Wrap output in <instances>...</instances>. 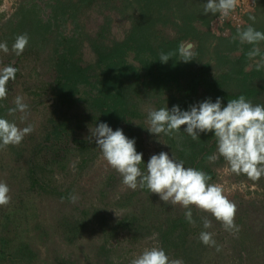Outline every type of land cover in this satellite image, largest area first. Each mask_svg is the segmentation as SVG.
I'll return each mask as SVG.
<instances>
[{"label":"rangeland","instance_id":"1","mask_svg":"<svg viewBox=\"0 0 264 264\" xmlns=\"http://www.w3.org/2000/svg\"><path fill=\"white\" fill-rule=\"evenodd\" d=\"M128 1L33 0L40 6L37 16L42 20L41 28L45 33L51 30L48 40L28 44L19 56L11 51L12 46H8L7 54L0 51V67L11 65L18 69L16 80L7 85V99L0 103L7 109L10 121L15 120L19 127L34 125V131L20 145L0 149V182L7 183L11 195V202L0 206V264H130L135 255L153 246L163 248L170 259L182 264H264V175L253 182L244 174L232 173L218 154L214 132L200 133V138L193 140L184 131L186 125L173 136L157 137L147 130L149 110L171 109L178 101L185 102L187 108L183 110L208 98L215 102L217 97L226 106L245 88L255 87V93L246 99L254 105H264V88L260 87L264 84V69L257 71L255 66L259 57L249 59L247 53L252 45L233 40L236 27L230 26L225 35L211 25L219 13L202 12L207 0H185L180 2V9L175 0L148 3L151 11L147 15L156 20L153 24L159 32L152 41L153 49L146 54L159 63L153 69L156 81L146 76L122 77L128 113L121 123L110 127L135 138L145 164L153 154L164 151L170 157L174 153L185 167L210 175L209 183L221 185L224 194L236 204L238 231L225 230L210 213L195 206L192 211L196 223L190 224L182 206L166 204L146 188L133 190L123 185L122 176L102 158L91 138V128L103 122L104 117L99 109L90 106L87 85L80 84L67 105L55 103L52 98L51 83L59 73L63 55L72 54L83 66L100 72L101 54H107L109 48L124 39L134 25L133 18L143 21L144 8ZM27 2L0 0V36H4V22L15 12L19 16L12 27L25 17L21 6ZM68 5L75 6L74 17L68 13ZM253 14L255 22L249 19ZM187 22L196 28L198 36L181 41L193 46L195 58L184 62L178 54L174 76L180 81L167 82L161 69L172 63L160 61L161 46L166 48L167 40L184 34L181 29ZM248 24L264 31V0H255L252 10L243 15L241 27ZM61 30L64 34L79 32L78 38H84L73 39L70 51L64 50L65 45H59L62 38L56 37ZM189 31L193 29L189 27ZM259 47L264 53V42ZM121 52L116 54V60L123 58V64L139 67L138 75L147 73L139 60L138 45L124 56H119ZM206 66L208 74L218 79L212 86L214 90L200 84L189 97L185 80ZM17 95L29 105L24 122H20L19 112L8 114ZM213 154L218 158L209 161L207 157ZM145 164L141 165L144 170ZM73 194L78 196L75 203L70 200ZM202 217L211 220V228H203ZM202 231L213 233L221 247L219 252L199 240Z\"/></svg>","mask_w":264,"mask_h":264},{"label":"clouds","instance_id":"2","mask_svg":"<svg viewBox=\"0 0 264 264\" xmlns=\"http://www.w3.org/2000/svg\"><path fill=\"white\" fill-rule=\"evenodd\" d=\"M239 0H207L203 4L202 12L219 13L221 20L228 18L235 11ZM249 19L256 21L255 15ZM241 44L252 45L247 56L256 60L257 71L264 69V53L259 45L264 42V31L257 30L253 24L246 27L237 25L236 35ZM29 44L27 33L18 35L12 44L11 51L17 56L21 55ZM191 44L180 43L178 53L180 60L189 62L195 58ZM0 51L9 53L6 42L0 43ZM176 55L175 52L160 54V61L166 63ZM18 69L7 65L0 67V100L7 99L9 82L16 80ZM14 107L8 109L9 115L19 112L20 122L28 119L29 105L24 97L17 95ZM147 130L159 137L161 134L173 136L181 131V126L186 125L184 131L193 140L200 138V133L214 132L217 141V151L236 175L244 174L249 180L259 181L264 175V105L253 104L251 100L240 95L230 99L226 106H222V98L217 97L213 102L211 98L198 104L190 105L189 110H181L179 105L171 109L162 107L148 111ZM34 131V125L28 124L21 128L15 120L0 117V149L9 145L18 146L26 135ZM91 138L95 140L101 150L102 158L107 164L122 176V183L130 189L146 188L151 193L158 194L160 199L172 206L180 205L185 209V219L190 224H195L192 206L196 209L210 213L217 221L221 222L225 230L238 231L235 224L237 206L225 194L219 184L209 183L211 176L202 170L185 167L183 161L170 157L167 152L161 151L153 154L145 164L143 153L136 149L135 138L127 137L122 129L113 130L108 123L101 122L91 128ZM159 142H163L158 138ZM166 143V142H163ZM217 155L208 156L209 161H215ZM146 165V170L141 165ZM58 178V177H57ZM71 202L75 203L78 196L73 194ZM11 202L10 188L5 182H0V206H7ZM117 214V212H116ZM118 216V214H117ZM204 229L212 227V222L207 217H202ZM199 240L206 246L216 247L219 252L221 247L213 238V233L202 231ZM130 264H182L180 260H172L165 250L153 246L144 249L135 255Z\"/></svg>","mask_w":264,"mask_h":264},{"label":"trees","instance_id":"3","mask_svg":"<svg viewBox=\"0 0 264 264\" xmlns=\"http://www.w3.org/2000/svg\"><path fill=\"white\" fill-rule=\"evenodd\" d=\"M155 1L161 2L162 4H166L167 1L171 0H145L144 4H142V0H133L134 3H137V7L141 6V8H144V19H142L143 21H141V18H133V21H135L134 25L126 32L124 39L119 42L117 41L116 44L109 48V52H107V54H101L99 62L103 64L99 66L101 67L100 72L96 69L89 68L88 66H83L79 63L77 58L74 59L72 54L64 56L62 53L63 58L60 64L58 65L59 73L56 76L55 81L51 83V86H53L52 98L54 99L55 103H59L60 105H67L70 102L73 93L76 92V90H79V85L83 84L87 85L85 87L88 88V90L85 92L89 96L88 99L90 101V106L94 107L96 110L99 109L101 111V114L104 117V123H108L110 126L112 124H119L123 121V119H125L128 113V100L126 98L127 94L125 95V92H123L124 88H122V77H126L129 79V77L139 78L140 76H146L147 78H152L153 81H156V79L154 78L153 69L156 68L155 66H159V63L156 62L155 64V62L151 58H149V56L147 57L146 55L148 51L153 49V42L154 40L156 41L159 34L157 28H154L155 25L153 24L156 20L150 18V15H147L149 11H151L148 7V3L152 4L155 3ZM182 1L185 0H175L179 9V4ZM126 2L129 3L128 0H126ZM29 3H31V5H29ZM21 7L25 12V17L20 20L18 25L13 26L14 28L11 25L18 18V12H15L11 18L7 19L6 22H4V36L3 34L2 36H0V43L1 41L6 42L7 45L11 47L16 37L25 33H27L29 36V44H35L38 41L43 42L45 40H48L47 36L51 30L45 33V31H43V28H41L42 20L40 16H37V14L40 13V6L38 5V3L33 2V0H28L27 4H22ZM69 8L70 9L66 8L68 9V13L71 15V17H74L75 6H69ZM66 14L67 13L64 12V15ZM195 17L201 19L200 16L195 15ZM202 20L205 21L204 18H202ZM184 25L185 27L181 29L184 34L174 40H167L165 42L167 46L166 48L161 46L162 52L164 53H176L173 58H170L168 60L172 64H170L168 68L164 66L161 69L162 73L167 78V82H170L173 79H177L175 78L176 76H174V70L175 68L177 69V65L175 66L174 60L179 54L178 47L180 43H182L181 40L189 36H193L194 38L198 36L196 35L197 32L195 27H193L188 22ZM230 26L232 25H229V28ZM189 27H191L193 31H189ZM232 27L235 28L234 26ZM59 35L62 38L59 45L64 44V50L67 48L68 51H70V44H72L73 39L81 40L84 38L83 36H81L82 38H78L79 32L76 31L64 34L61 30V32H58L56 37H59ZM137 45L139 47V52L137 53L140 55V63L146 66L145 71H147V73L143 75H138L137 72H140V69L139 67H135L134 64H129L128 62L123 64L124 59L121 57V61L120 59L116 60V54L120 50H122V54L120 53L121 55L119 54V56H124L127 50H134L135 46ZM180 68H183L184 70V64H181ZM208 69L209 67L206 66L205 69L197 71V73H195L192 78H187L185 80L188 83L185 90L189 97L193 95L194 91H196L197 89V85L200 84L207 85V87H210V89L214 90L212 86H215L217 84L218 79H215L211 74H208ZM182 79L183 77L181 78V81ZM176 81L179 82L180 79H177ZM96 83L101 86L99 87L98 85L97 87ZM260 87L264 88V84L260 85ZM255 91V87L245 88V90H243L242 93H240L237 97H239L240 95H244L246 98H248V96L254 94ZM184 103V101H178L176 104L179 105L181 110H183L187 108ZM0 117L7 118L8 120H10L9 116L7 115V109H5L1 103ZM53 132L58 133L57 130H54Z\"/></svg>","mask_w":264,"mask_h":264},{"label":"built area","instance_id":"4","mask_svg":"<svg viewBox=\"0 0 264 264\" xmlns=\"http://www.w3.org/2000/svg\"><path fill=\"white\" fill-rule=\"evenodd\" d=\"M255 5V0H239V4L234 12L228 18L221 20L219 14L210 22L213 27L220 28L226 35L229 30V25L236 27L242 25L243 15L252 10Z\"/></svg>","mask_w":264,"mask_h":264}]
</instances>
